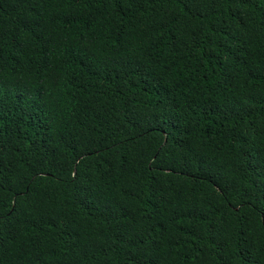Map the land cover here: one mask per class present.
Masks as SVG:
<instances>
[{
	"label": "trees",
	"instance_id": "obj_1",
	"mask_svg": "<svg viewBox=\"0 0 264 264\" xmlns=\"http://www.w3.org/2000/svg\"><path fill=\"white\" fill-rule=\"evenodd\" d=\"M0 264H264V0H0Z\"/></svg>",
	"mask_w": 264,
	"mask_h": 264
}]
</instances>
